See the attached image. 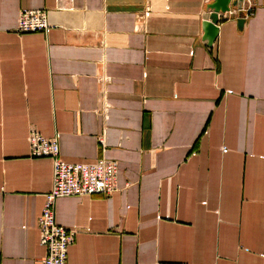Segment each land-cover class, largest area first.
<instances>
[{
	"label": "crops",
	"instance_id": "obj_1",
	"mask_svg": "<svg viewBox=\"0 0 264 264\" xmlns=\"http://www.w3.org/2000/svg\"><path fill=\"white\" fill-rule=\"evenodd\" d=\"M211 1L0 0V264L46 253L33 131L117 163L112 194L55 200L69 264H264V0L209 47ZM35 8L51 26L17 32Z\"/></svg>",
	"mask_w": 264,
	"mask_h": 264
},
{
	"label": "built area",
	"instance_id": "obj_2",
	"mask_svg": "<svg viewBox=\"0 0 264 264\" xmlns=\"http://www.w3.org/2000/svg\"><path fill=\"white\" fill-rule=\"evenodd\" d=\"M230 7L218 14L226 19L233 11L239 19L251 16V5ZM210 12V11H209ZM51 26L46 9L35 8L20 11L16 30L19 33L46 31ZM29 153L32 157L52 159V187L45 194V201L37 218L39 243L45 248L43 264H69L68 249L74 241V231L55 221L54 204L59 197L84 195H110L116 189L117 163L99 158L91 163H68L59 157V144L55 138H47L37 132L29 137Z\"/></svg>",
	"mask_w": 264,
	"mask_h": 264
},
{
	"label": "water",
	"instance_id": "obj_3",
	"mask_svg": "<svg viewBox=\"0 0 264 264\" xmlns=\"http://www.w3.org/2000/svg\"><path fill=\"white\" fill-rule=\"evenodd\" d=\"M240 2L241 0H212L208 4L210 13L208 17L202 22V40L206 41V44L209 47H211L214 41L216 40L219 33L220 25L224 22L219 20L218 14L220 12H225L230 7H236L238 4H240ZM243 23V19H238V28H241Z\"/></svg>",
	"mask_w": 264,
	"mask_h": 264
},
{
	"label": "bare ground",
	"instance_id": "obj_4",
	"mask_svg": "<svg viewBox=\"0 0 264 264\" xmlns=\"http://www.w3.org/2000/svg\"><path fill=\"white\" fill-rule=\"evenodd\" d=\"M42 158H50V157H42ZM54 211H55V204H54Z\"/></svg>",
	"mask_w": 264,
	"mask_h": 264
}]
</instances>
